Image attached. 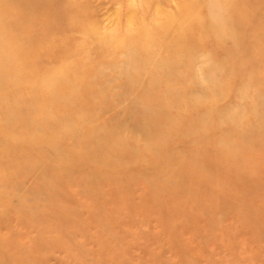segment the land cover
<instances>
[{"label":"rangeland","instance_id":"1","mask_svg":"<svg viewBox=\"0 0 264 264\" xmlns=\"http://www.w3.org/2000/svg\"><path fill=\"white\" fill-rule=\"evenodd\" d=\"M0 264H264V0H0Z\"/></svg>","mask_w":264,"mask_h":264},{"label":"bare ground","instance_id":"2","mask_svg":"<svg viewBox=\"0 0 264 264\" xmlns=\"http://www.w3.org/2000/svg\"><path fill=\"white\" fill-rule=\"evenodd\" d=\"M130 20H132V15H130ZM130 20H129V21H130ZM18 187H19V184H17V187H16V188H18Z\"/></svg>","mask_w":264,"mask_h":264}]
</instances>
